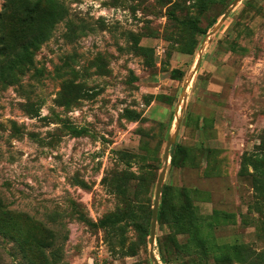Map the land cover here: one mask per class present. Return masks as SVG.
<instances>
[{
  "label": "rangeland",
  "instance_id": "374dc122",
  "mask_svg": "<svg viewBox=\"0 0 264 264\" xmlns=\"http://www.w3.org/2000/svg\"><path fill=\"white\" fill-rule=\"evenodd\" d=\"M59 1L76 32L60 22L39 72L0 85V264H42L50 244L59 264H155L148 219L179 121L156 258L264 264V0L215 34L234 0ZM6 5L0 48L23 41Z\"/></svg>",
  "mask_w": 264,
  "mask_h": 264
},
{
  "label": "trees",
  "instance_id": "16d2710c",
  "mask_svg": "<svg viewBox=\"0 0 264 264\" xmlns=\"http://www.w3.org/2000/svg\"><path fill=\"white\" fill-rule=\"evenodd\" d=\"M6 10L12 13L18 19L17 30L20 31L22 25L23 41L17 45H5L0 48V85L5 87L17 85L21 83V78L28 72H39L36 62V53L40 47L49 41L54 33L56 26L66 19L68 29L67 36L71 37L76 32V25L69 19V12L64 3L59 0H6ZM225 11H223V14ZM68 18V19H67ZM182 25L196 28L197 25L192 20H179ZM7 30L5 25H0V34L3 29ZM12 31H16L13 27ZM176 146L173 145L170 151L172 158L175 153ZM264 155L254 159V175L255 182L258 188H264ZM165 192L166 187L161 196V205L159 219L165 215ZM4 209L3 203L0 201V210ZM190 213V212H189ZM188 213V214H189ZM187 214V218L188 217ZM191 215V213H190ZM186 218V217H185ZM152 211L148 219V227H151ZM189 222V221H188ZM148 228L147 232H150ZM190 230L197 231L193 223H189ZM55 244H50L42 247V264H59V256L56 253L52 254L51 260L46 254V249L54 247ZM156 249V247H155ZM55 249H52L54 251ZM228 260V258H224Z\"/></svg>",
  "mask_w": 264,
  "mask_h": 264
},
{
  "label": "water",
  "instance_id": "95a60500",
  "mask_svg": "<svg viewBox=\"0 0 264 264\" xmlns=\"http://www.w3.org/2000/svg\"><path fill=\"white\" fill-rule=\"evenodd\" d=\"M244 0H234L231 6L225 11V13L222 16L221 21L217 25V27L213 30V34L217 32L221 26L226 22V20L229 18L231 12ZM203 48L201 50L202 54ZM198 67L195 69V71L192 73L189 82H191L197 73ZM184 98V96H183ZM180 126H181V121L178 122L176 132L174 136L169 137L164 155H163V168L162 171L159 175L158 182H157V187H156V192H155V197H154V203H153V208H152V220H151V227H150V252H151V258L155 264H161L158 259L155 256V240H156V234H157V228H158V219H159V212H160V205H161V196L164 190V185H165V180L167 177L168 169H169V164H170V151L173 145L176 144L177 137L180 132Z\"/></svg>",
  "mask_w": 264,
  "mask_h": 264
}]
</instances>
